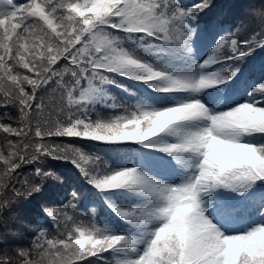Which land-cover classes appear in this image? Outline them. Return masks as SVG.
I'll return each mask as SVG.
<instances>
[{
    "label": "snow or ice",
    "instance_id": "obj_1",
    "mask_svg": "<svg viewBox=\"0 0 264 264\" xmlns=\"http://www.w3.org/2000/svg\"><path fill=\"white\" fill-rule=\"evenodd\" d=\"M48 2L54 5L56 0ZM85 6H90L88 15L81 13ZM39 7L41 0H24L23 4H15L13 0L10 11L0 14V19H11L19 24L20 30L16 33L19 36L21 31L35 27L33 22L39 18L32 10ZM94 7L95 0H87V5H81L79 0H66L64 5L53 7L49 13L55 16L56 22L66 21L67 25L79 26L73 33L79 41L73 51L87 53L83 58L86 67L81 68L77 81L80 88L85 80L88 84L93 79L106 81L108 78L104 73L108 72L143 80L145 83L160 81L156 90L164 93H197L217 84L223 85L227 92L244 76V62L264 46V27L260 26L261 31L254 32L248 38L242 31L249 23L243 21L234 30L219 35L207 57L197 65L202 70L198 78L166 74L134 57L125 50L118 34L105 31L102 26L108 24L111 29L124 33H146L165 45H179L187 49L188 41L196 34V28L190 26L188 21L195 20L206 9L215 8L214 0H196L187 8L178 4V0H116L108 6L110 11L96 15L92 13ZM44 10L47 12V7ZM222 15L221 12L209 18L210 29L221 26ZM59 27L66 25L58 23ZM59 35L58 31L53 39ZM101 40L106 46L97 51L92 45ZM71 55L73 52L66 53V56ZM101 57L106 59L102 60ZM227 61L232 63L222 68V76L216 66ZM261 69L264 70V64ZM78 94L82 103L84 93L79 91ZM246 97L245 102L231 110L216 114H209L203 103L194 100L162 110H126V115L116 116L110 123H93L90 116H80L73 122L72 114L69 113V123L63 129L59 120L45 129L37 126L31 143L27 140H9L6 150L0 147V198L9 192L16 197L27 198L40 192L46 180L63 183L62 177L42 165L47 159L68 160L78 168L88 183L101 192L135 189L138 194L148 198L149 203L145 207L122 208L110 203L111 210L123 220L157 224L154 231L148 234L142 254L123 264H264V240H257L258 234L264 235V225L231 234L217 218L215 206L206 212L200 204L202 198L217 187L243 193L264 186V144L257 146L241 142L242 134H264V118L257 119L249 114L259 111L264 117V78L246 88ZM82 111L87 112V109ZM201 117L208 124L196 131L185 132L172 127L179 122ZM76 128L80 131H76ZM166 130L177 131L180 138L176 143L160 145L159 153L177 157L179 154L191 153L195 156L191 174L175 186L152 179L135 167L113 169L102 158L85 153L74 145L45 143L56 137L73 136L109 143L133 141L150 146L157 143L151 138ZM15 131L20 136L26 135L19 129ZM244 154L259 163H248L241 158ZM25 165H33V168L19 181L23 185V190H20L12 181L19 180L18 170ZM254 181L257 183L253 184ZM78 195L76 192L70 193L71 198L64 208L44 207L46 215L56 222L59 234L49 238L45 232H40L33 241V252L20 253L22 264H31L34 254L46 257L47 264H90V258L102 259L105 252L113 250L125 240L122 235L106 234L95 223L87 226L76 223L67 208L76 207L74 202ZM173 241L175 253L169 247ZM257 254L260 259H252ZM0 264L5 262L0 260Z\"/></svg>",
    "mask_w": 264,
    "mask_h": 264
},
{
    "label": "trees",
    "instance_id": "obj_2",
    "mask_svg": "<svg viewBox=\"0 0 264 264\" xmlns=\"http://www.w3.org/2000/svg\"><path fill=\"white\" fill-rule=\"evenodd\" d=\"M13 0H0V14L7 13L11 9ZM116 0H95V7L92 13L103 14L110 11L109 5ZM196 0H178L182 7H190ZM261 0H214L215 8L206 9L196 17L195 20H189L188 23L196 28V33L201 37V43L212 41V47L219 35L227 31L234 30L241 22L246 21L249 26L242 31V34L248 38L255 32L261 31L260 21L264 20V9H257ZM15 4H23L24 0H14ZM66 3V0H56L54 5H49L48 0H41V7H46L48 13L53 7H60ZM81 5H87V0H79ZM89 7L81 9L83 15L89 14ZM4 9V11H1ZM32 10L39 18L34 21L35 27L29 31H21L18 36L16 33L20 30L12 26L11 19H0V147L6 150L7 141L17 142V140H27L31 143L37 126L41 129L51 127L57 120L60 121L61 129L68 125L67 116L72 114L73 122L80 116H90L92 122L112 121L119 115H126V110L139 108L137 101L143 97L146 90L138 80L123 76L118 73L105 72L108 78L106 81L93 79L91 84L87 80L83 81L81 88L77 83L80 78V70L84 65L83 58L87 53H78L73 51L79 43L73 36L78 25H67L59 27L55 16L50 19L42 17L38 12ZM222 15V24L220 27L210 29L208 21L211 15L215 17L219 13ZM56 15H59L57 13ZM105 31H111L121 37V43L127 51L134 57H138L141 62H146L153 66L154 70H165L167 63L161 61V46L165 47L166 52L172 51L161 41H157L146 33H124L122 31L111 29L108 24L102 26ZM59 31L57 39L53 36ZM65 31L67 35H65ZM204 37V38H203ZM207 37V38H206ZM214 40H211L213 39ZM71 38V39H70ZM67 44L65 48L64 45ZM137 50L139 53H136ZM177 47L173 50L175 55ZM67 52H73V55L66 56ZM95 55L94 53L92 54ZM168 56H166V60ZM161 61V64L157 61ZM231 61L217 64L216 69L221 71L223 67L231 64ZM246 71L241 81L238 82L227 92L223 85H216L210 88L212 94L218 93L221 99H229L231 102L221 109H231L239 103L245 102L246 88L255 84L258 79L264 78V70L261 65L264 64V46L258 48L255 54L244 62ZM75 74V75H74ZM157 81L150 82L155 84ZM227 83V81H226ZM95 89L103 88L106 97L103 101L82 100L79 91L85 92L88 86ZM105 86V87H104ZM226 93L228 95H226ZM226 100V101H227ZM86 108L87 112L82 111ZM250 115L257 119L264 118L259 111L251 112ZM173 127V126H172ZM26 133L20 136L15 130ZM31 129V131H28ZM80 131L79 128L75 129ZM55 131V129H53ZM175 139L173 131H165L151 138L158 145H162L167 140ZM241 142L252 143L260 146L264 144V134L252 133L242 134ZM45 143L70 144L81 149L83 152L102 158L111 168L123 169L135 167L139 172H145V167L152 159H158L159 156L150 146L144 143L133 141L121 142H102L86 138H77L73 136L56 137L46 140ZM153 144V145H156ZM146 155V161L141 163L142 155ZM259 163L258 161H253ZM43 167L51 169L57 175L62 177L63 183H57L54 180H46L42 184L41 191L33 193L31 196L16 197L14 193L9 192L3 198H0V238L3 244L0 248H7L8 254H14V248H30L33 241L39 236L40 232H45L49 238L57 236V224L44 212V207L64 208L71 198L70 193H78V198L74 202L75 208L68 207L67 211L73 215L77 223H83L89 220V224L95 223L97 227L103 229L106 234H118L124 237L132 238L131 230H136V223L123 220L115 213L111 212L102 202L106 190L101 192L88 183L78 168L68 160L47 159L43 161ZM33 165H25L18 170L19 180L14 179L12 183L17 189L23 190V185L19 182L24 176L32 171ZM256 184L257 182H252ZM110 193L126 192V189L108 190ZM250 195L247 200L235 208L233 213L224 212L220 215L224 218L232 217V220L241 222L243 228L250 230L254 226L264 225V186L249 189ZM237 191L232 194V198ZM140 194L134 189L121 197L119 207L138 206L139 201L135 200ZM229 205V201H224L215 207L217 213ZM133 226V227H132ZM243 231V232H244ZM174 241L169 244L176 252ZM125 245V246H124ZM121 242L119 246L103 254V258L97 260L90 258V264H120L125 261L127 241ZM4 254L0 252V255ZM180 259L179 256L176 257ZM136 257L130 256L128 260H134ZM252 259L258 260L259 256Z\"/></svg>",
    "mask_w": 264,
    "mask_h": 264
},
{
    "label": "rangeland",
    "instance_id": "obj_3",
    "mask_svg": "<svg viewBox=\"0 0 264 264\" xmlns=\"http://www.w3.org/2000/svg\"><path fill=\"white\" fill-rule=\"evenodd\" d=\"M33 10L36 12V8H34ZM1 11H4V9H2ZM37 12L42 17L50 19L49 13L46 12L45 10H43L42 7H39L37 9ZM10 21L12 22V26L17 28L18 24H16L13 20H10ZM214 38L215 37H213V39H211V40H214ZM193 39H194V37L192 36L191 39L187 43V49H190V50H187L186 48L181 47L179 45H167L169 48H173V49H172V51H167V52L162 51L160 60L161 61L165 60L167 62V66H165L166 71H163V72H165L166 74H171V75H191V76H194L197 78L202 74V70L200 68H198L197 65L200 63L201 57L203 55L201 53L197 52L195 50V48L192 46ZM175 47H177V49H178V57H176L175 55H172V52H173V50H175ZM135 51H136V53H139L137 50H135ZM166 56H168L167 60H166ZM157 61L161 64V61H159V60H157ZM203 71H207V70H203ZM214 86H216V85H213L212 87H214ZM162 93H164V92L156 93V94H162ZM208 93H210V88L209 89H202L197 93L174 92L173 95H171L169 93H166L165 95H162V96L152 95V97L154 99H144V98L139 99L137 101V105L139 106V108H145L146 110H151L153 108L158 110L160 107H161L160 110H162L163 108H166V107L177 106L179 103L192 102V101L196 100V101H199V102L204 104V106L209 110V114H216V113H219L222 111L231 110V109H224V108L221 109L223 106L229 104V102L224 103L223 102L224 99L221 100V96H219L218 93L212 94L210 96H206L205 94H208ZM84 96L86 99H89L92 101H94V100L103 101L104 98L106 97V92L103 88L95 89L89 85L88 90L85 92ZM169 96H172V97L168 98V99H164L165 97H169ZM205 102H208V103L206 104ZM110 122L111 121L109 120V121H105L103 123H110ZM207 124H208V121L206 119H204L203 117H201L197 120L184 121L182 128H181V131H185V132L196 131L200 128L206 127ZM155 148H158V147L155 146ZM150 150L151 149H149V151ZM165 155L168 156L170 154H165ZM144 156H146V155H144ZM241 158L249 163L250 155L244 154ZM181 159H182V163L181 164L177 163V166H179V167L183 166L181 172L177 171L176 173H173L171 171L172 165L168 161H164L162 163L157 164L154 168L151 169V171H146L145 175L152 178V179L167 182V183H170V184L175 186L176 184H178L182 180H184L186 178V176L191 174V165L193 164V162L195 160V156H194V154L186 153V155L184 157H182ZM181 159H179L178 161H180ZM132 190H134V189H131V190L126 189V192L121 191L120 193H114V194L110 193L108 190H106V194H105V196H103V200L105 201V204L108 207V209L110 211H112L111 207H110V203L115 204L116 206H119L121 197H124L126 193H129ZM213 191L216 194V196L218 197V192L221 191V188L219 187L217 193H216L215 189H213ZM227 191H229V189ZM227 191L225 190V192H227ZM247 192H250V191L248 190V191L242 193V195L244 196L245 193H247ZM239 193L240 192L237 191V193L234 195L233 198L227 197V194H226L224 199H225V201H227V200L229 202L235 201L237 203L236 200H237ZM148 203H149V200H148V198H146L145 200L139 201L138 206L139 207H145L148 205ZM213 206L214 205H209L205 209L206 212L209 210H212ZM124 208H126V207H124ZM217 218L224 225V227L229 230V232L231 234H237V233L243 232V229L238 228L235 225H232V223L228 219L222 217L219 213H217ZM155 224H156L155 222L149 223V224H140L139 222H137V224L134 226V227H136V230L135 231L131 230L132 238H129L128 236H126L125 240H124V241H127L129 243V245H127L126 247H123V248H126L125 261H128V259H130V256H134V257L138 258V256L140 254H142V251L145 247V241L148 237V234L150 232L154 231V229L156 227ZM84 225H86V226L89 225V220H87ZM257 240L258 241L264 240V235L258 234ZM124 241H123V245H124ZM257 256H259V255L257 254ZM120 264H123V262Z\"/></svg>",
    "mask_w": 264,
    "mask_h": 264
},
{
    "label": "clouds",
    "instance_id": "obj_4",
    "mask_svg": "<svg viewBox=\"0 0 264 264\" xmlns=\"http://www.w3.org/2000/svg\"><path fill=\"white\" fill-rule=\"evenodd\" d=\"M257 9H264V0H261L260 4L255 7ZM62 24L64 21H60ZM260 26L264 27V20L260 21ZM106 46L105 42L103 40L99 41L98 44H93L92 47H94L97 51L101 49V47ZM102 60L106 59V57H101ZM192 107H195L193 105ZM0 244H3L2 238H0ZM8 249L0 248V252H3L4 254L0 255V260H3L5 264H22V261L20 259V253L26 252V253H32L33 252V243L30 248H14L12 247V252L14 254H8ZM47 251V250H45ZM25 259H28V257H25ZM31 264H47V258L43 257L42 254H34L31 258Z\"/></svg>",
    "mask_w": 264,
    "mask_h": 264
}]
</instances>
